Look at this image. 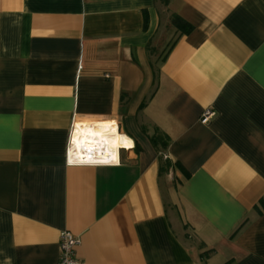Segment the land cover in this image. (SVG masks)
I'll list each match as a JSON object with an SVG mask.
<instances>
[{
    "label": "crops",
    "instance_id": "obj_1",
    "mask_svg": "<svg viewBox=\"0 0 264 264\" xmlns=\"http://www.w3.org/2000/svg\"><path fill=\"white\" fill-rule=\"evenodd\" d=\"M72 127L117 163L67 164ZM62 230L77 264H264V0H0V264Z\"/></svg>",
    "mask_w": 264,
    "mask_h": 264
},
{
    "label": "built area",
    "instance_id": "obj_2",
    "mask_svg": "<svg viewBox=\"0 0 264 264\" xmlns=\"http://www.w3.org/2000/svg\"><path fill=\"white\" fill-rule=\"evenodd\" d=\"M214 112L206 108L201 113L200 122L206 124L213 116ZM111 130V129H110ZM94 141L76 140L73 135V127L69 134L66 146V163L67 164H88V165H109L117 163L116 154L113 157L103 147L101 149L94 146ZM81 244L78 235L68 230H62L59 233L58 248L59 255L52 264H77L75 256L76 248Z\"/></svg>",
    "mask_w": 264,
    "mask_h": 264
},
{
    "label": "bare ground",
    "instance_id": "obj_3",
    "mask_svg": "<svg viewBox=\"0 0 264 264\" xmlns=\"http://www.w3.org/2000/svg\"><path fill=\"white\" fill-rule=\"evenodd\" d=\"M76 140L78 139H82V140H89L90 142H95L94 146L101 149L102 147L110 154L107 155L108 157H113L112 155V151L115 149L116 145L115 142L112 141V138H97V137H93V138H75ZM127 144H131L130 141H127Z\"/></svg>",
    "mask_w": 264,
    "mask_h": 264
},
{
    "label": "trees",
    "instance_id": "obj_4",
    "mask_svg": "<svg viewBox=\"0 0 264 264\" xmlns=\"http://www.w3.org/2000/svg\"><path fill=\"white\" fill-rule=\"evenodd\" d=\"M171 23L177 27L179 30L183 31V32H187L190 27L185 24V22H183L180 18H178L177 16H173V18L171 19ZM165 55V54H164ZM164 57V56H163ZM153 143L156 142V139H152Z\"/></svg>",
    "mask_w": 264,
    "mask_h": 264
},
{
    "label": "rangeland",
    "instance_id": "obj_5",
    "mask_svg": "<svg viewBox=\"0 0 264 264\" xmlns=\"http://www.w3.org/2000/svg\"><path fill=\"white\" fill-rule=\"evenodd\" d=\"M162 56H163V53L160 54V57H162Z\"/></svg>",
    "mask_w": 264,
    "mask_h": 264
}]
</instances>
